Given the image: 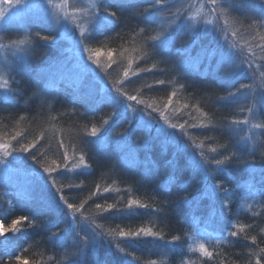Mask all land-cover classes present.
<instances>
[{"label":"trees","instance_id":"16d2710c","mask_svg":"<svg viewBox=\"0 0 264 264\" xmlns=\"http://www.w3.org/2000/svg\"><path fill=\"white\" fill-rule=\"evenodd\" d=\"M206 2L165 0L162 11L166 16L163 14L162 17L169 21L163 23L172 25L166 28L163 23L155 22L144 33L140 32L146 27L141 13L148 15L145 9L150 8L151 0H126L128 7L122 12L116 7L111 8L120 13L121 18L103 34L89 36L88 46L101 51L99 56L93 55L99 66L92 65L85 53V67L90 74L82 75L81 72V80L76 86L58 84L45 90L47 79L35 67L41 59L36 50L31 56L36 60H30L26 69L20 72L22 74L13 76L14 88L9 102L0 104V143L18 148L19 144H28L41 133L43 135L29 152H14L24 163L22 166L14 164L29 180L27 191H14L0 184L3 227L10 229L14 220L28 218L16 225L19 232L7 231L0 235V248H5V253L0 255V264H22V261L27 264H72L78 248L84 249L78 256L80 264H256L258 258L264 264V253H260V248H264V196L260 195L264 191L261 173L264 168L261 159L264 127L256 128L257 132L253 127L264 125V105L258 102L264 91V78L260 75L264 67L257 69L258 65L264 66V59L249 57L254 59L255 77L246 73L236 80L233 90L239 89L241 84L251 87L241 89L235 103L217 102V96L226 94L218 77L224 74L227 66L216 72L215 59L210 63L203 51L204 48H215L220 34L215 31L204 34L202 15L213 19L208 29L217 26L223 29L225 25L223 18L216 20L208 14L207 7H202ZM198 8L201 10L197 14ZM257 11H250L249 16L254 17ZM177 12L182 18L195 16V20L189 21L195 26V32L186 26L177 28L180 22L173 15ZM238 15L233 12L228 17V42L242 55L249 52L264 55L257 46L264 43L257 35L264 29L242 26L234 20ZM249 23L251 20L245 21V25ZM31 24L33 33L53 34L46 25ZM15 27L10 26L3 32L5 41L17 38ZM109 32H113L112 39L103 40L104 34ZM161 32L171 34V42L159 55L145 57L142 51L145 38ZM178 49L183 52L178 53ZM109 51L112 52L111 60L107 55ZM56 64L51 61L49 65ZM126 71L127 76L124 75ZM94 77L105 87L102 97L96 99L91 96ZM161 80L163 84L157 83ZM109 95L119 96L128 105L129 112L125 114L120 108L113 115L114 105L106 100ZM127 96H135L144 103L128 101ZM148 104L153 107L148 108ZM153 108L157 110L153 111ZM161 112L164 121L184 124L189 136L182 135L177 129L166 128L180 137L179 148L157 132V118ZM141 117L150 120L151 124L141 121ZM206 117L216 126L190 127ZM245 119V124H231L233 120ZM226 125H231L237 133L229 131ZM93 126L99 129L95 137L90 134ZM247 126H251V131ZM245 134L253 142L251 149L241 142L246 138ZM201 141L202 151L208 156L215 155L210 151L213 147L218 152H225L223 145L228 149L225 154H230L238 141L245 156L248 150L254 152V160L247 157L255 165L254 174L232 156L224 172L209 175L208 184H220L229 190L228 209L223 219L219 210L226 194L221 191L215 204L201 198L204 177L191 165L192 152L201 150L195 149L194 145ZM185 144L188 148L181 150ZM82 147H85L82 156L89 165L87 169L80 164ZM65 154L67 162L63 159ZM196 159L200 157L197 155ZM57 164L60 167H56ZM23 166L27 170L22 169ZM44 167L54 169L51 176L55 178V185L49 179V173L43 172ZM209 167L215 168V165ZM38 174L47 181L46 185L36 179ZM61 194L77 207L84 204L74 219L66 215L69 209L60 201ZM129 199L149 207L134 206L129 210L126 207ZM97 203L116 207L101 212L95 207ZM202 220L208 221L210 226L201 225ZM140 228L151 229L163 238L111 235L121 229L128 232ZM231 231L238 235H228ZM5 236L11 238L12 247H7L11 242L5 240ZM85 236L89 240L87 246L82 239ZM173 237L179 239L173 241ZM253 237L256 243L252 242ZM192 240H202L204 249L211 252L212 257L204 255L199 248L192 250Z\"/></svg>","mask_w":264,"mask_h":264},{"label":"snow or ice","instance_id":"6c2138e0","mask_svg":"<svg viewBox=\"0 0 264 264\" xmlns=\"http://www.w3.org/2000/svg\"><path fill=\"white\" fill-rule=\"evenodd\" d=\"M3 5H8L9 8L5 9L3 7H0V25H4L5 27L3 29H0V32H6L8 25H11L13 22L19 20L22 15L27 14L28 18L30 20L34 21H40L43 19L49 12V9L52 10V15L56 17L57 22L59 21V12L65 13V19L68 18L67 13L65 9L67 8V4H58L53 3V0H2ZM165 4V0H151L150 8L145 9V13H148V15H145L144 13H141L143 16V23L146 25L145 28H141L140 32L144 33L147 32L150 28V25L152 23H155L158 21V16L156 13L158 11H162L163 5ZM93 7L96 9L94 13H90L87 10H83L81 12V18L83 19V24L76 23V28L80 31V39L77 41V45L80 47L81 56L84 53L88 54V59L92 61V63L97 64L99 66L98 62L93 59V55L99 56L101 54V51L99 48L92 49L88 46L89 43V36L92 33H100L103 34L105 31H107L109 28L114 27L120 20V13L117 11L110 10L113 7H116L120 9L122 12L126 7H128L126 0H116L114 3L113 0H99V3L93 5ZM202 7H207L209 10V13L211 16H213L216 20H219L223 18L225 27L219 28L218 26L215 29H204V34H208L210 31H215L216 33L220 34V38L217 40V46L215 48H204L203 51L208 58L209 62L213 59H215L216 62V72H219L222 68L227 66V70L224 71V74L218 77L219 83L221 85H224V91L225 95H220L216 97V101L219 103L229 104V103H235L236 98L239 94H241V89L250 88L251 86L249 84H241L239 89H235L234 85L236 80L240 77L245 75L246 73H251L253 77H255V71L253 70V64L254 59H250L249 57H254L256 59H264V55L256 56V53L249 52L248 55H242L241 53H237L234 51L235 45L231 44L227 40V28L229 26V20L228 17L232 15L233 12L238 13L239 15L234 18L235 22H239L242 26H246L249 29H264V0H207L206 4L202 5ZM11 9H14L15 11H10ZM33 10H38L39 13L36 16H32L31 13ZM258 10L257 14L253 16H249L250 11ZM199 13V9H197V14ZM176 21H179L176 26L177 28L180 26H186L189 28L191 32H195V26L189 21L195 20V16L193 17H187L182 18V14L179 12L173 13ZM242 17V18H241ZM75 19V18H74ZM251 20V23L245 25V21ZM207 25L213 24V19H208L205 21ZM85 25L87 27H85ZM235 35V32L232 33ZM39 37V40L44 41L48 45H54L56 43V37L54 35H41L40 33L36 34ZM119 35V33L117 34ZM257 35L259 36L261 41H264V32H258ZM2 38V37H0ZM171 34H165L163 32L158 33L157 35L146 37L144 46H143V55L145 57L150 55H159L161 50L166 48L169 43L171 42ZM221 40L223 42H221ZM27 42V37L24 39H13L11 40L9 47L16 48L18 51L23 52L24 54H27L28 49L23 48ZM193 43H196L194 40ZM225 45H227V50H225ZM261 53H264V43H260L257 45ZM178 53H182V49L177 50ZM109 59L111 60L112 52L109 51L107 53ZM246 66V67H245ZM129 67H131V61L129 62ZM264 66H257V69H260ZM151 69H141V71ZM125 76L128 75V72L126 71L124 73ZM261 78H264V71H261L260 73ZM157 83L163 84L164 81H157ZM2 87L7 92H13V90L8 86L7 82H5ZM175 95V93H173ZM128 101L135 100L137 103H144L142 100H138L135 96H127L126 98ZM255 99V98H254ZM107 102L114 105V111L113 115L117 114L116 110L123 108L125 110V114L128 110V105L125 104L123 100L119 98V96H112L109 95L106 98ZM169 102H171V96L169 97ZM258 102L261 105H264V91H262L258 97ZM148 108H152L153 106L151 104L147 105ZM165 108H167V105H165ZM157 109L153 108V111H156ZM251 111V109H250ZM161 118L164 119V113L161 112ZM108 121L106 120L105 123ZM165 123L168 125V128L177 129L182 135L189 136V134L185 131L184 124H172L169 123L167 120H165ZM247 123V119L241 121V120H233L231 122L232 125H239V124H245ZM209 126L215 127L216 125H213V122L211 119H208L207 117L205 120L200 121L198 124L190 125V127H200V128H208ZM228 127L229 131H234V129L231 127V125H226ZM255 128H261L264 127V125L255 124L253 125ZM99 129H97L95 126L91 129V135L95 137L97 135V132ZM157 132L160 134H163L167 141L172 142L176 144L179 148L180 145V137L176 134V132H170L163 126L157 128ZM264 134V133H262ZM16 135H22V133H17ZM43 133L40 134L42 136ZM123 135V134H122ZM40 136H37L32 142H29L28 144H19V147L16 146H9L8 143H0V151L3 152V155L5 158L9 155H11L12 152H23L27 153L29 152V149L34 147L35 143H37L40 139ZM15 139V136L12 137ZM61 147L63 145L61 144ZM195 149H201L200 151H193L191 155V165L193 168L197 171H200L203 174L204 177V191L202 193L201 198H207L210 199L213 204H215L218 200L219 193L223 191L225 195V201L221 204L220 207V217L221 219L225 218V212L228 209V203L227 201V193L228 189L223 188L220 184H214L210 185L207 183L209 175L216 174L217 172H224L226 170V165L231 160L232 156H236L237 162L244 164L247 169L250 171L251 174L255 173V165L254 163L249 162L247 157H252L253 160L254 152L253 150H248L247 155H244V148L239 146V141L236 145L233 146V150L230 154H225L227 152V145H223L222 147L225 149V152H218L217 148L213 147L210 149L212 153H215L213 156H208L202 151L203 148V141L199 144L194 145ZM188 148V145L185 144L183 146V149L186 150ZM239 153V155H237ZM199 156L200 159L197 160L196 156ZM32 159L35 161L36 157L33 156ZM64 161H68L67 154L64 155ZM261 159L264 160V152L261 153ZM4 163V161L0 160V164ZM80 164L83 166V168L87 169L89 165L85 162L84 156L80 157ZM215 165V168H210V165ZM56 167H60L59 164L56 165ZM54 169L44 167L43 172L49 173V179L52 181L53 185H55V178L51 176V172ZM71 170V169H69ZM262 175H264V168L261 169ZM36 179L45 185L47 184V181L44 179L42 175H37ZM105 191H108V189H105ZM234 191V190H233ZM261 196H264V191H261ZM187 199V197H185ZM60 201L67 204V208L69 209V212L66 215H70L73 219L75 218V214L80 211L81 208H83L84 204L81 203L79 207L76 205L67 202L65 199V196L63 194L60 195ZM138 208H148L149 206L147 204L141 203L138 200L129 199L127 202V209L131 210L133 207ZM56 207L59 208V203L56 204ZM96 209L98 211H108L109 209L115 208L116 206L113 204H108L107 207H105L102 204L97 203L95 205ZM118 212L121 211V209H116ZM62 211V210H61ZM153 211H156V209H153ZM129 214H134L130 212ZM83 216V213H81ZM27 217H20L17 220H14L12 222V227L10 229H6L3 227V222H0V235H4L7 231H12L13 233L19 232L20 229L16 227L17 224H19L22 220H27ZM0 221H3V217H0ZM79 234V233H78ZM53 235H57L56 233H53ZM111 235H118L121 238H132V237H140L143 236H157L160 239L163 237L160 236L158 233H154L151 229L148 228H140L136 231H124L121 229L118 233H111ZM230 236H237L238 233L236 231H231L228 233ZM84 241V245L87 246L89 243L88 238L82 237ZM173 241L179 239V237H173ZM5 240H7V237L5 236ZM252 242L256 243V238H252ZM83 248H78L76 257L72 260V264H80L78 256L80 253L83 252ZM122 250V249H121ZM200 251L208 256L209 258L212 257V253L208 252L204 249L203 245H200ZM260 253H264V248H260ZM18 261L21 260L19 256L16 257ZM22 264H27V261H22ZM154 264V262H153ZM256 264H261V259L256 260Z\"/></svg>","mask_w":264,"mask_h":264},{"label":"rangeland","instance_id":"374dc122","mask_svg":"<svg viewBox=\"0 0 264 264\" xmlns=\"http://www.w3.org/2000/svg\"><path fill=\"white\" fill-rule=\"evenodd\" d=\"M53 3L67 4V8L65 9L68 16L67 19H65L64 12H59V21L57 22L56 17L52 15V10L49 9L48 14L38 22L34 20H30L28 18V15L24 14L21 16L19 20L13 22L11 25L6 26L7 29L10 26L19 27V29L16 27L14 29L17 36L16 40L24 39L25 37H27L26 44L22 46L23 48L28 49L27 54L18 51L16 48L9 47L8 45H10L11 40L13 39H9L8 41L10 42L5 41L3 32H0V37H2L0 38V104L8 103L10 97L9 95L11 94V92H7L2 87V85H4L5 82H7L8 86L11 89L14 88L12 84V79L14 78L13 76L22 74L20 72L26 69L25 67L26 64L30 60L31 61L36 60L34 57H31L34 56L35 50H36V55L41 58L39 59L40 61L36 64L35 67L38 70H41L40 72H42L41 73L42 76H44L47 79V84H45L44 86L45 90H49L53 87H56L58 84H61L65 87L66 86L70 87L73 85L76 86L78 85L77 81L81 80L79 77L81 72L82 75H85L86 73L90 74V72H88L87 68L85 67V62H86V56H84L85 53L81 56L80 47L77 45V41L80 39V31L78 28H76V23L83 24V19L81 18V12L83 10H87L90 13H94L96 9L93 7V5L99 3V0H53ZM0 7H3L5 9L9 8L8 5L2 4V0H0ZM198 9L201 10V8ZM10 11H15V10L11 9ZM38 14H41L38 12V10H33V12L31 13L32 16H36ZM163 14L166 16L164 11H162V13L160 14H156L158 16L157 22L163 23L169 21L168 18L162 17ZM204 15H202L203 21L208 20L209 18H205ZM31 23H34V25L39 24V25L48 26L53 31L52 35L56 37V43L54 45H48L44 41L39 40V37L36 35L37 33H33V28L31 26L32 25ZM203 23L205 28L208 29V27H210V25H207L205 22ZM163 24H164L163 27L166 28H169L172 25V23H163ZM4 27H5L4 25H0V29H3ZM85 27L87 26L85 25ZM112 36H113V32L104 34L103 40L107 41L109 39H112ZM55 55L58 56V57L56 56V61H55ZM51 61L57 62V64L50 66L49 64L51 63ZM90 63L94 66L96 65L92 63L91 60ZM95 79H97V77H94V82L92 84L94 89H92L91 92V96L94 99H96V97H102L103 95L102 90L103 88H105L104 85L99 82V80H95ZM103 91L105 92V90ZM127 112H129V110ZM157 119H158L159 127L163 126L164 128H167L168 130L171 131V129L168 128L167 124L161 118V116L160 118ZM141 121L147 123L148 125L151 124V121L149 120L148 122L146 119H144V117H141ZM247 127L248 130L251 131V126H247ZM255 132H257L256 128H255ZM234 133L236 134L237 132L234 130ZM244 136L246 138H244V141L241 142L243 144L246 143L248 149H251L253 147L252 140H250L246 134ZM84 148L85 147H82L80 149L82 151V154L80 151L79 156L84 155L85 153ZM0 160L4 161V163L0 164V184L8 186L10 189H14V191H20V192L27 191L25 189L29 185V180L27 179V176H25L26 174L20 171L21 168L17 166V165L19 166L24 165L20 157L15 156V153L12 152L11 155L5 158L3 152L0 151ZM14 163H16L17 165ZM22 169L27 170L26 166H23ZM200 224L203 226H210L209 222L206 220H202ZM7 239L8 241L11 242L10 245H7V247L10 248L12 247L13 242L11 238L10 239L7 238ZM200 245H202V240L200 242H195L194 240H192L190 248L192 250H197L198 248L200 249ZM217 245H219L218 242ZM3 253H5V248H0V255H2Z\"/></svg>","mask_w":264,"mask_h":264}]
</instances>
